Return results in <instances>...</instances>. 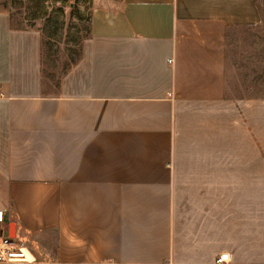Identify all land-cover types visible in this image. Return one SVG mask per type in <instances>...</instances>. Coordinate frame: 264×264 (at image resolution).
I'll return each instance as SVG.
<instances>
[{
  "label": "crops",
  "instance_id": "crops-1",
  "mask_svg": "<svg viewBox=\"0 0 264 264\" xmlns=\"http://www.w3.org/2000/svg\"><path fill=\"white\" fill-rule=\"evenodd\" d=\"M107 1L54 92L39 33L0 11L8 230L44 264H264V100L225 94L222 55L264 0Z\"/></svg>",
  "mask_w": 264,
  "mask_h": 264
},
{
  "label": "rangeland",
  "instance_id": "rangeland-1",
  "mask_svg": "<svg viewBox=\"0 0 264 264\" xmlns=\"http://www.w3.org/2000/svg\"><path fill=\"white\" fill-rule=\"evenodd\" d=\"M107 0H0V11H6L12 18V25L21 29L34 30L41 39V62L44 84L47 92H54L62 74L79 58L84 41L90 36L92 9L108 6ZM261 17V16H260ZM206 29V28H205ZM212 30L211 28H208ZM207 30V29H206ZM223 46L226 92L232 96L256 95L264 100V18L251 27H238L226 32ZM195 42L196 37L190 38ZM193 53L191 61H209L218 54L214 52ZM182 55L183 59L187 54ZM208 72V71H207ZM204 70H182L181 90L201 92ZM211 81H214L213 79ZM215 85H207L205 91ZM16 239H21L16 235ZM44 263L34 262L32 264Z\"/></svg>",
  "mask_w": 264,
  "mask_h": 264
},
{
  "label": "built area",
  "instance_id": "built-area-1",
  "mask_svg": "<svg viewBox=\"0 0 264 264\" xmlns=\"http://www.w3.org/2000/svg\"><path fill=\"white\" fill-rule=\"evenodd\" d=\"M8 227L5 224V214L0 210V264L25 263L24 252L27 250L25 245L19 240L8 236ZM28 251V250H27ZM34 259L32 263H34ZM229 262L227 253L220 254L216 260V264H225Z\"/></svg>",
  "mask_w": 264,
  "mask_h": 264
},
{
  "label": "bare ground",
  "instance_id": "bare-ground-1",
  "mask_svg": "<svg viewBox=\"0 0 264 264\" xmlns=\"http://www.w3.org/2000/svg\"><path fill=\"white\" fill-rule=\"evenodd\" d=\"M24 252V261L27 263V264H32V261H33V257L31 258L30 254H28V251L27 250H23Z\"/></svg>",
  "mask_w": 264,
  "mask_h": 264
},
{
  "label": "trees",
  "instance_id": "trees-1",
  "mask_svg": "<svg viewBox=\"0 0 264 264\" xmlns=\"http://www.w3.org/2000/svg\"><path fill=\"white\" fill-rule=\"evenodd\" d=\"M258 10H259L260 16L263 17V8H262V2L261 1L258 4ZM11 20H12V18H11ZM42 264H44V263H42Z\"/></svg>",
  "mask_w": 264,
  "mask_h": 264
},
{
  "label": "water",
  "instance_id": "water-1",
  "mask_svg": "<svg viewBox=\"0 0 264 264\" xmlns=\"http://www.w3.org/2000/svg\"><path fill=\"white\" fill-rule=\"evenodd\" d=\"M8 236L10 237V238H14L15 236V234H14V229H12V228H9V230H8Z\"/></svg>",
  "mask_w": 264,
  "mask_h": 264
}]
</instances>
